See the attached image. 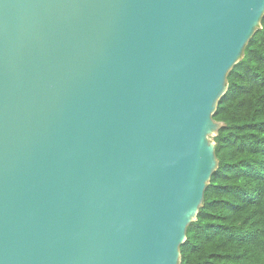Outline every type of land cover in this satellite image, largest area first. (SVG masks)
<instances>
[{
	"label": "water",
	"instance_id": "obj_1",
	"mask_svg": "<svg viewBox=\"0 0 264 264\" xmlns=\"http://www.w3.org/2000/svg\"><path fill=\"white\" fill-rule=\"evenodd\" d=\"M263 16L264 0H0V264H179Z\"/></svg>",
	"mask_w": 264,
	"mask_h": 264
},
{
	"label": "trees",
	"instance_id": "obj_2",
	"mask_svg": "<svg viewBox=\"0 0 264 264\" xmlns=\"http://www.w3.org/2000/svg\"><path fill=\"white\" fill-rule=\"evenodd\" d=\"M214 119L218 168L179 264H264V16L228 74Z\"/></svg>",
	"mask_w": 264,
	"mask_h": 264
}]
</instances>
